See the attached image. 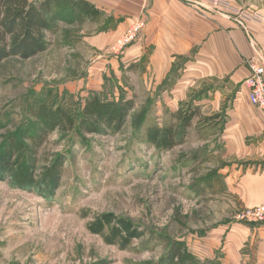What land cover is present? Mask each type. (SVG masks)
I'll return each instance as SVG.
<instances>
[{"label":"rangeland","instance_id":"obj_1","mask_svg":"<svg viewBox=\"0 0 264 264\" xmlns=\"http://www.w3.org/2000/svg\"><path fill=\"white\" fill-rule=\"evenodd\" d=\"M133 22L119 24L120 35L110 42L106 33L116 20L105 13L82 16L61 23L47 52L0 63V150L12 138L24 140L39 129L33 109L43 104L73 110L91 92L113 99L122 95L121 88L126 100L135 101L117 134L85 139L76 132L50 134L40 168L48 158L66 156L54 199L16 188L9 178L0 180V264H158L173 241L183 242L199 264H254L255 244L238 247L230 261L223 240L214 254L202 258L193 252H204L205 238L224 224L264 222L239 218L252 208H240L224 186L221 150L215 155L205 147L204 116L194 118L171 151L147 141L149 128L180 126L170 102L145 99L142 67L127 66L125 51H111ZM193 96L177 104L183 114L195 111Z\"/></svg>","mask_w":264,"mask_h":264},{"label":"crops","instance_id":"obj_2","mask_svg":"<svg viewBox=\"0 0 264 264\" xmlns=\"http://www.w3.org/2000/svg\"><path fill=\"white\" fill-rule=\"evenodd\" d=\"M85 1L118 23L106 33L110 42L120 35L119 24L143 20L145 27L125 49L123 61L142 67L145 99L170 102L174 114L193 94L196 121L203 116L208 121L205 147L215 155L221 150L229 195L242 209L264 206V113L251 105L244 85L251 64L264 62V26L256 19L241 25L230 12L239 8L264 17V0H223L224 6L211 0ZM222 240L227 260L238 247L255 244L254 264H264V223L224 224L205 238L204 252H193L202 258L214 254Z\"/></svg>","mask_w":264,"mask_h":264},{"label":"trees","instance_id":"obj_3","mask_svg":"<svg viewBox=\"0 0 264 264\" xmlns=\"http://www.w3.org/2000/svg\"><path fill=\"white\" fill-rule=\"evenodd\" d=\"M83 15L97 18L100 12L85 0H0V63L13 57L28 60L47 52L53 45L52 37L60 32L61 23L72 24ZM122 89V95L113 99L91 92L83 105L75 102L73 110L59 104H43L33 109L40 127L26 141L12 138L0 150V180L9 178L16 188L54 199L63 178L66 156L57 155L52 161L48 158L47 164L40 168L41 151L50 134L76 132L85 139L89 135L121 132L135 107V101L126 100ZM72 96L68 94L74 101ZM194 115L192 111L190 114L177 111L173 120L180 128L177 124L149 128L147 141L159 150H173L184 140ZM158 264H199V261L183 242L173 241Z\"/></svg>","mask_w":264,"mask_h":264},{"label":"built area","instance_id":"obj_4","mask_svg":"<svg viewBox=\"0 0 264 264\" xmlns=\"http://www.w3.org/2000/svg\"><path fill=\"white\" fill-rule=\"evenodd\" d=\"M216 6H224L223 0H211ZM230 12L243 25L246 21L256 19L264 26V17L257 13L241 10L239 8H230ZM134 22L127 30L126 34L121 36L112 47V52L119 55L121 52L136 41L145 27L141 19ZM244 85L248 89V98L252 105L258 107L264 113V62L261 65L251 64V75L245 80ZM239 218L248 222H264V206L242 210Z\"/></svg>","mask_w":264,"mask_h":264}]
</instances>
